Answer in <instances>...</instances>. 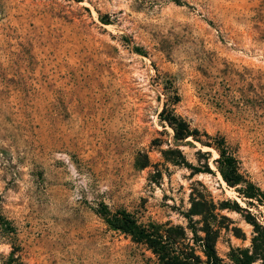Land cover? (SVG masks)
I'll list each match as a JSON object with an SVG mask.
<instances>
[{
  "label": "rangeland",
  "instance_id": "obj_1",
  "mask_svg": "<svg viewBox=\"0 0 264 264\" xmlns=\"http://www.w3.org/2000/svg\"><path fill=\"white\" fill-rule=\"evenodd\" d=\"M164 105L223 137L264 190V0H0V264H160L100 204L185 226L202 198L218 256L248 247L251 225L219 206L260 207L221 179L212 147L177 146L210 172L163 157Z\"/></svg>",
  "mask_w": 264,
  "mask_h": 264
},
{
  "label": "trees",
  "instance_id": "obj_2",
  "mask_svg": "<svg viewBox=\"0 0 264 264\" xmlns=\"http://www.w3.org/2000/svg\"><path fill=\"white\" fill-rule=\"evenodd\" d=\"M157 116L172 132L171 146L162 151L167 161L175 165H184L194 172H210L206 163L204 166H193L186 162L177 146L196 147L194 142H197L200 146L212 147L217 152L212 161L221 179L227 186L234 188L247 206L260 207L258 219L254 213L241 207L235 200L223 202L219 206L240 213L244 221L251 225L249 246L230 248L227 262L218 256L214 246L218 233L216 206L202 198L190 202L189 208L183 214L187 219L185 226L141 223L131 212L123 208L110 210L105 204H100L95 210L96 213L110 229L129 236L134 242L144 244L160 264H264V190L239 171L237 160L223 137L191 127L165 105ZM196 151L204 156L209 155L208 151H200V148ZM194 215L198 218L193 219ZM232 230L236 236L242 234L237 228ZM1 264L19 263L10 253Z\"/></svg>",
  "mask_w": 264,
  "mask_h": 264
}]
</instances>
